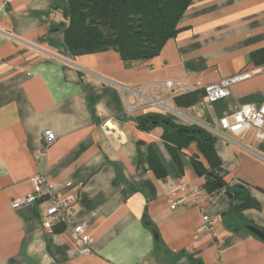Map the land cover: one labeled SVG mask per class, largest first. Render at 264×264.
I'll return each instance as SVG.
<instances>
[{"label": "crops", "instance_id": "obj_1", "mask_svg": "<svg viewBox=\"0 0 264 264\" xmlns=\"http://www.w3.org/2000/svg\"><path fill=\"white\" fill-rule=\"evenodd\" d=\"M65 5L0 0V264H264V242L244 228L264 232V210L226 216L235 201L223 189L204 190L206 176L190 163L195 158L209 169L196 142L182 150L179 172L162 127L139 125L159 116L218 131L223 137L212 136V143L223 182L246 184L264 209V139L254 129L233 136L218 127L240 107L264 106V65L250 60L264 48V0H193L160 54L130 64L114 51L71 56L63 47ZM247 72L251 77L234 84L229 97L186 109L172 101L184 94L181 88L161 85L178 82L194 92ZM144 87L139 100L134 92ZM147 98L169 110L149 106ZM44 132L54 135L45 150ZM148 148L163 179L146 162ZM37 174L60 195L75 196L74 222L85 226L89 250L42 228L46 204L11 208L32 193ZM182 184L199 188L197 204L173 206ZM204 212L216 220V239L199 230Z\"/></svg>", "mask_w": 264, "mask_h": 264}, {"label": "trees", "instance_id": "obj_2", "mask_svg": "<svg viewBox=\"0 0 264 264\" xmlns=\"http://www.w3.org/2000/svg\"><path fill=\"white\" fill-rule=\"evenodd\" d=\"M193 0H66L64 16L67 24L63 28V47L74 57L96 54L105 51L116 52L124 64L146 62L158 56L167 41L180 31L179 23ZM253 65H264V48L250 54ZM204 91L197 90L173 98L177 109L190 108L201 99ZM158 122L163 133L161 140L176 168L182 172L181 154L189 143L196 142L199 153L208 164V171L201 164L190 158L191 166L198 176L211 174L214 183L204 184V190L214 194L222 189L232 195L230 210L225 214H240L253 209L263 211V207L248 192L247 185L241 183L235 187L227 186L223 180L222 163L214 145L212 135L201 129L200 133L184 135L166 117H150ZM166 121L170 125L160 124ZM188 127L186 129H195ZM146 162L156 177L163 179L165 172L148 148ZM221 184V188L217 187ZM56 234L63 231L58 225L52 230Z\"/></svg>", "mask_w": 264, "mask_h": 264}, {"label": "built area", "instance_id": "obj_3", "mask_svg": "<svg viewBox=\"0 0 264 264\" xmlns=\"http://www.w3.org/2000/svg\"><path fill=\"white\" fill-rule=\"evenodd\" d=\"M251 77L249 72L237 74L232 77L221 80L218 83L207 86L203 89V100L208 104H211L217 100L227 98L230 96L231 87L243 80ZM167 89L181 88L184 94L189 93V90L182 87L178 82H163L161 83ZM152 85H149L151 87ZM146 87L142 88L139 93L134 95L141 100L145 98L144 91ZM149 106H155L162 110H169L164 102L159 100L155 101L147 98ZM192 122V121H191ZM264 123V106L260 108H254L252 106H243L237 109L228 117L220 118L218 121V127L220 131L228 132L233 136H239L249 129L255 130L256 138L264 139V132L262 126ZM192 125H197L196 128L203 129L197 122H192ZM212 136L223 137L218 131L210 127H204ZM54 142V135L51 132H44L42 135L43 149H47ZM33 191L31 194L24 198L14 200L11 203L13 210L22 208H31L34 205L46 204L43 217L41 219V226L47 231H52L53 227L62 225V233L70 236L77 244L78 248L87 251L90 248V237L87 235L85 226L83 224H76L74 205L76 204V198L72 194L60 195L56 185L49 181L45 174H37L32 178ZM64 189H69L71 183H65ZM178 197L173 203V206L183 204L191 201V204H197L199 202V188L191 187L186 184H182L176 190ZM202 224L199 228L200 231L206 232L213 239L217 238V235L213 231L216 220L205 212L202 214Z\"/></svg>", "mask_w": 264, "mask_h": 264}, {"label": "water", "instance_id": "obj_4", "mask_svg": "<svg viewBox=\"0 0 264 264\" xmlns=\"http://www.w3.org/2000/svg\"><path fill=\"white\" fill-rule=\"evenodd\" d=\"M160 124L163 125H170L168 122L166 121H160ZM139 125H141L142 127H149V126H158V122L156 121H151L149 117L143 118L142 121L139 123ZM177 131L179 133H182L184 135H190V134H194V133H200L201 129L200 128H195V129H186V128H179L177 129ZM206 183L208 184H213L214 183V179L212 177L211 174H208L206 176ZM217 187L220 189L222 186L221 184H217ZM226 195L231 198L232 195L229 193H226ZM245 230L247 232H249L250 234L254 235L255 237H257L258 239H260L261 241L264 242V232L259 230L258 228H255L253 226H244Z\"/></svg>", "mask_w": 264, "mask_h": 264}, {"label": "rangeland", "instance_id": "obj_5", "mask_svg": "<svg viewBox=\"0 0 264 264\" xmlns=\"http://www.w3.org/2000/svg\"><path fill=\"white\" fill-rule=\"evenodd\" d=\"M166 105H168V104H166ZM165 105V106H166ZM167 114L169 115V116H173V117H175V115L172 113V112H167Z\"/></svg>", "mask_w": 264, "mask_h": 264}]
</instances>
